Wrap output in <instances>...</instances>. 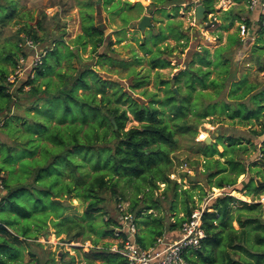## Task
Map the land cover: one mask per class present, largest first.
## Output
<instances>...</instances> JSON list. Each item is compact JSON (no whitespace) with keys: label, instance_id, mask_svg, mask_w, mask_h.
Listing matches in <instances>:
<instances>
[{"label":"trees","instance_id":"trees-1","mask_svg":"<svg viewBox=\"0 0 264 264\" xmlns=\"http://www.w3.org/2000/svg\"><path fill=\"white\" fill-rule=\"evenodd\" d=\"M0 1V9L10 4L9 13L0 15V134L11 141L10 144L0 141V211L9 207L10 212L21 219L20 222L7 220L0 223V264H78L77 257L70 256L66 260L68 252L59 263L52 254L44 262L30 253L32 258L25 261L24 251L30 246V240H37L42 232L50 234V228L57 237L66 236L63 242H91L93 247L83 254L84 264H127L122 256L111 251L112 243L99 246L102 240L118 239L117 231L122 238L127 237L120 230V221L107 217L105 194L112 193L116 200L124 198L118 193L120 183L133 184L136 192L131 198L130 213L134 215L137 227L136 241L143 249H150L165 234L178 235L195 208L193 190H184L182 184L171 179L176 169L172 154L178 149V133L192 132L195 123L197 130L202 119L219 111L227 113L232 121L239 119L242 125L259 126L260 131L253 130V135L264 137V87L250 82L246 75L236 81L230 60L224 56V51L232 46L243 45L239 33L229 36L228 47L217 49L214 55L207 48L195 53L194 63L200 67L183 71L176 81L184 80L188 89L186 94L179 95L180 89L175 92L167 88L162 99L151 95L152 101L147 106L124 92L119 84L102 80L91 65L80 66L74 70L76 75L63 72L64 62L71 69L69 62L80 57V50L85 51L91 46L92 52L97 54L100 48L114 45L106 36V29L96 25L93 4H87L81 13L83 34L76 39V52L62 37L55 39L52 47L41 53V61L33 63L26 83L21 87L17 85V72L24 64L22 60L25 62L30 58L28 42L36 46L45 41L38 32V28L43 30V24L41 21L36 27L27 24L14 35L6 36L5 31L19 16L20 6L17 7L15 0ZM151 1L172 4L173 13H177L183 4L193 2ZM218 1L201 0L207 16L217 12ZM127 5L133 7L130 3ZM139 6L143 8L141 4ZM166 16L170 19L167 27H161L158 32L149 30L146 35L149 33L150 36L141 44V49L150 56L149 65L153 69L171 65L162 58L164 51L159 47V43L167 38L165 31L172 33L179 44L183 39L189 41L182 22L173 21V15ZM224 21L228 22L225 30H229L235 21H240V14L232 15L227 11ZM255 31L264 36L259 29L255 28ZM122 40L120 38L118 43ZM99 57L112 60L104 53ZM136 60L141 62V59ZM212 67L222 71L218 73L219 78L210 80ZM260 71L264 72V65L260 66ZM224 74L233 77L229 79L232 86L229 98L237 105L215 102L201 111L198 102L204 96H213L205 90L213 89L219 94L225 85L226 78L221 77ZM15 75V81L11 82ZM53 75L57 81L53 80ZM136 75L132 88L140 89L147 83V78ZM162 84L169 86L165 81ZM27 87L29 91H25ZM24 92L28 100H32L26 110V117H31V121L12 114L13 107L19 109L18 102L24 100L15 94L21 96ZM247 100L252 107L246 104ZM167 111L168 116L165 115ZM31 112L35 114L32 116ZM192 112L194 120L190 117ZM130 116L141 124L140 128L126 130ZM214 140L198 149V154L205 158L204 172L211 188L238 191L239 179L253 171L257 179L242 183L244 196L252 202L241 201L225 192L209 203L203 215L207 236L191 259L195 264H264V204L261 203L264 197V147L261 148L263 157L249 163L244 156L258 152L256 144L249 141L252 145L249 149L241 139L225 137L221 133L214 136ZM162 186L164 189L160 194ZM170 193L174 194V199L171 210L166 211L163 203ZM181 196L182 211L177 208ZM66 197L79 199L86 205L82 216H66L73 208L63 202ZM121 203L119 201V205ZM11 225L16 228L15 233L9 231Z\"/></svg>","mask_w":264,"mask_h":264},{"label":"rangeland","instance_id":"rangeland-1","mask_svg":"<svg viewBox=\"0 0 264 264\" xmlns=\"http://www.w3.org/2000/svg\"><path fill=\"white\" fill-rule=\"evenodd\" d=\"M15 0L17 7L20 6L18 18L8 27L5 31V35H14L19 29L26 26L27 24L32 27H36V23L41 21L43 24V30L38 28L39 37L45 41L37 44L34 48L29 51V60L23 62L21 70H18L19 81L17 85L20 87L26 83L28 74L33 66L35 60L41 58L45 49L52 47L55 39L63 38L65 43L70 49H75L76 39L78 36L83 34L82 29V17L81 13L87 4H93V15H95V22L97 26H103L106 29V36L111 40L114 45L110 48L102 47L98 50L97 54L92 52L91 46L85 51L80 50L79 58L74 57L71 59L70 67L64 62L63 72H69L76 75L74 71L80 66H90L93 70L97 71L100 78L107 82H114L119 84L123 88L124 92L130 95L133 99L138 101L140 104L149 105L152 101L151 95H157V99H162L166 95V89L176 90L180 89V94L187 93V87L184 80L177 83L178 76L185 70H196L200 65L195 61V53L202 51L207 48L210 50L211 55H214L215 51L222 47H228L231 43L229 36L235 35L238 32V23L235 21L229 30H225L224 27L228 26V22L224 21V16L227 11H230L232 15L236 13L240 14V17L244 14L245 10L242 4L235 0H219L216 4V13L208 14L205 20L202 22L203 26L199 27L195 21L196 9L201 5V0H192L191 5L183 4L177 13H173L174 6L170 3H153L150 0ZM1 2V1H0ZM127 3L133 5L129 7ZM141 4L143 8L139 6ZM10 4H6L4 8L0 9L1 14L9 13ZM164 11V14L161 12ZM173 15V21L182 22L183 30L185 31L189 41L186 39L181 41V44L172 37V33L165 31L167 38L159 43L164 54L163 59H167L171 62L170 66L166 68L153 69L149 65L150 56L146 55L141 49L145 38L150 36L146 33L155 29L158 32L161 27L166 28L170 19L166 15ZM145 16L151 17V27L145 31L138 29V25ZM57 37V38H56ZM122 38V42L118 43V40ZM243 39V38H242ZM241 39V40H242ZM243 45L241 47L234 45L231 49L224 51L225 58L230 60L233 75L236 81H239L241 77L246 75L250 82L256 83L257 85L264 87V72L260 71V66L264 65V36L257 34L255 39H243ZM185 45V46H183ZM29 47V46H27ZM76 52V50H74ZM107 54V57L112 58L108 60L99 57L100 54ZM44 55V54H43ZM213 60L214 56H210ZM136 59H141V62H136ZM67 65V66H66ZM206 70V68H204ZM213 70L210 80L219 78V72L221 68ZM70 70V71H67ZM146 77L147 83L140 89H133L134 80L138 77ZM225 77V85L223 90L219 94H216L215 90L207 89L205 93L213 94L210 98L204 96L198 105L201 111L208 108V105L214 104L215 102L230 104L233 107L237 105L236 101L229 98V92L231 89V78L226 74L221 76ZM15 76L11 77V82H14ZM53 80L57 81V77L53 75ZM168 82L169 86L166 87L162 82ZM38 83H41L39 80ZM29 87L25 91H29ZM200 91L201 87H197ZM111 92V89H108ZM81 94L84 91L80 92ZM147 94V96H146ZM18 97L24 98L23 101L18 102L19 109L13 107L12 114L21 116L24 119L31 121V117H26V110L31 106V101L27 98V93L24 92L20 96L19 93L15 94ZM195 95V94H194ZM101 97V96H100ZM99 97V101L101 100ZM246 104L252 107L250 101L247 100ZM18 106V105H17ZM159 107L158 104L155 105ZM123 109H127V106H123ZM213 112V110L211 111ZM32 116L35 112L30 113ZM166 116L169 115L167 111ZM191 119H195L193 112L190 114ZM2 117L0 116V119ZM166 119H168L166 117ZM197 120H201L197 118ZM196 120V121H197ZM201 125L195 130L187 134H177L178 149L172 154L175 160L176 169L174 176H171L172 180L177 181L183 185L184 190H193L194 193V209H201L204 207V200L209 195V192L215 191V188H211L208 184V175L204 172L205 158L198 154L200 145L208 143H214V136H218L219 133L225 137H237L241 139L243 145H247L249 149H252V143L257 145V148L261 150L264 147V137H256L253 135V130L260 131L259 126H245L240 124V120L237 119L232 121L228 118L227 113L216 112L215 115L207 117L201 120ZM3 123V122H2ZM1 123V124H2ZM141 124L134 120L130 116V120L127 123L126 130L131 128H140ZM195 131L197 134H195ZM0 141H4L8 144L11 143L6 135L0 134ZM251 141V144H249ZM220 151L222 148L220 147ZM257 153L245 155L246 160L253 161L257 159ZM251 163V162H250ZM185 177V178H183ZM257 179L255 171L249 173L247 176H243L239 179L237 184V190L234 188H226L227 193L238 197L241 201L244 198L251 201L249 197H244L245 193L241 189L242 183L249 181V179ZM0 189H2L0 187ZM164 186L160 191H163ZM241 191V192H240ZM136 192L133 184L121 182L118 188V193L123 194L124 198L116 200L112 193L105 194L107 199L105 208L108 211L107 217H112L117 221H120L121 213L119 207H126L130 212L131 198ZM174 194L170 193L167 201L163 203L164 210H171V201L174 199ZM120 198V197H119ZM182 196L177 200V208L182 211ZM264 199V198H263ZM119 201L121 205L119 206ZM63 202H67L73 206L66 213V216L77 215L82 216L86 210V205L75 198H64ZM264 203V200H263ZM170 213H168V216ZM183 216V214H180ZM106 217V218H107ZM20 222V218L10 212L9 207H5L0 211V223L4 221ZM238 227V226H236ZM11 233H15L16 228L11 225L9 228ZM50 238L46 237V233L42 232L38 235V239L30 240V246L24 251L25 261L28 262L32 257L30 253L36 254V258L42 261H48L52 254V257L57 263L63 257L64 253H69L66 260L70 259V256L77 257L79 263L84 264L83 254L90 251L93 247L91 242L82 244L80 243H66L63 239L66 236L57 237L55 231L50 228ZM0 236H2L0 234ZM95 238V236H93ZM104 243H112L114 246L117 244V239H105L102 240L99 246H103ZM29 244V243H28Z\"/></svg>","mask_w":264,"mask_h":264},{"label":"built area","instance_id":"built-area-1","mask_svg":"<svg viewBox=\"0 0 264 264\" xmlns=\"http://www.w3.org/2000/svg\"><path fill=\"white\" fill-rule=\"evenodd\" d=\"M238 3L242 4L245 10L238 23L240 38L255 39L258 34L255 28L264 34V0H240ZM28 46L30 49L35 47L30 41ZM41 59L42 57L35 60L34 64H38ZM262 157L260 155L259 159ZM1 184L0 181V187L2 188ZM217 193H210L203 202L204 207L192 211L191 216L178 231L177 238L173 239L169 234H165L158 238L155 245L150 249H143L137 244V227L134 222V215L126 207H121L120 204V223L122 224L120 230L127 237L122 238L119 231H117L119 238L117 244L111 246V251L122 256L127 264H195L191 258L194 252L200 249L202 241L207 236L203 228V215L208 210L209 203L216 198ZM263 198L261 203H263Z\"/></svg>","mask_w":264,"mask_h":264},{"label":"water","instance_id":"water-1","mask_svg":"<svg viewBox=\"0 0 264 264\" xmlns=\"http://www.w3.org/2000/svg\"><path fill=\"white\" fill-rule=\"evenodd\" d=\"M207 14H206V8L201 4L197 7L196 9V14H195V21L196 24L199 25V27H202L203 24L202 22L205 20ZM151 27V17L149 16H145L142 21L140 22V24L138 25V29L141 31H145L147 28ZM175 92H177L175 90ZM206 144H210V143H206ZM47 238H50V235L47 234L46 235Z\"/></svg>","mask_w":264,"mask_h":264},{"label":"crops","instance_id":"crops-1","mask_svg":"<svg viewBox=\"0 0 264 264\" xmlns=\"http://www.w3.org/2000/svg\"><path fill=\"white\" fill-rule=\"evenodd\" d=\"M150 1H151V0H150ZM220 147H221V146H220ZM220 147H219V150H220ZM221 148H222V147H221ZM261 148H262V147H261ZM222 151H223V148H222ZM222 151H221V152H222ZM256 153H257V154H256V155H257V159L253 160L254 162H258V161L260 160V159H259L260 155H262V152H261V150H259V149H258V152H256ZM262 156H263V155H262ZM250 162H252V161H250ZM250 162H249V163H250ZM245 176H247V175H245ZM242 177H243V176H242ZM238 182H239V181H238ZM180 184H181V183H180ZM214 190H215V191H213V192H216V193L219 192V193H217V196H216L215 199H217L218 197H221V196L225 195V192H226L225 189H217V188H215ZM213 192L210 191L209 194H210V193H213ZM226 193H227V192H226ZM230 195H231V196H234V195H232L231 193H230ZM208 196H209V195H208ZM234 197H236V196H234ZM244 197H246V196H244ZM237 198H238V197H237ZM262 198H263V197H262ZM215 199H214V200H215ZM249 199H250V198H249ZM250 200H251V199H250ZM244 201H245V202H248V203L252 202V200H251V201H248V200L245 199V198H244ZM263 204H264V203H263ZM209 205H210V204H209ZM209 205H208V206H209ZM210 211H212V210H210ZM236 226H237V225H236ZM169 235H170V237L173 238V239L177 238V236H178L177 233H176V234H175V233H169Z\"/></svg>","mask_w":264,"mask_h":264}]
</instances>
